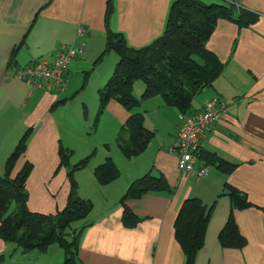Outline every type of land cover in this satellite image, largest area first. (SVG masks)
<instances>
[{
    "label": "crops",
    "instance_id": "1",
    "mask_svg": "<svg viewBox=\"0 0 264 264\" xmlns=\"http://www.w3.org/2000/svg\"><path fill=\"white\" fill-rule=\"evenodd\" d=\"M173 1L0 0V174L18 140L32 128L27 149L15 163L11 177L29 161L27 207L55 213L65 205L70 190L67 168L59 166V146H83L79 159L70 162L76 164L90 156L88 164L74 172L77 195L93 203L86 218L89 225L79 238V264H186L175 239L174 220L187 198H198L211 207L204 243L193 264H264V0H236L256 14L250 25L217 20L206 48L224 67L210 86L193 97L189 110H203L205 101L213 97L225 103L226 109L203 136L201 149L234 164L230 173L216 165L200 178L179 172L177 154L171 150L177 138L179 111L165 105L160 96L136 110L143 114L145 127L154 132L141 154L127 158L117 144L107 143L115 140L129 116L115 100L101 112L103 143L96 144L86 135L90 106L95 114L98 90L117 62L114 52L102 55L107 29L122 33L132 47L147 45L163 32ZM80 45L82 52L67 66L62 92L32 87L9 74L36 60H52L63 47ZM143 88H137L135 97H140ZM107 157L117 165L120 175L101 185L93 170ZM202 163L199 160L197 165ZM149 171L162 175L171 190L127 199V207L142 218L127 227L122 223L119 201L132 182ZM226 185L245 194L250 206L233 209L229 196L220 195ZM230 213L246 240L241 248H225L219 242V232ZM0 255H4L5 264H61L64 258L57 244L44 253L23 252L1 238Z\"/></svg>",
    "mask_w": 264,
    "mask_h": 264
},
{
    "label": "trees",
    "instance_id": "2",
    "mask_svg": "<svg viewBox=\"0 0 264 264\" xmlns=\"http://www.w3.org/2000/svg\"><path fill=\"white\" fill-rule=\"evenodd\" d=\"M109 9L110 3L108 12ZM256 18V14L236 0H227L225 4L174 0L163 32L147 45L132 47L122 33L107 29L102 55L114 52L117 62L104 87L98 90V114L110 100H115L129 112L116 136V143L125 157L141 154L154 137V132L144 125L143 114L136 111L142 103L160 96L165 105L176 108L179 113H189L193 97L221 74L223 62L206 48L217 20L231 19L239 26H247L254 23ZM136 81H142L144 86L139 98L132 92ZM31 132L32 128H28L18 140L0 174V238L23 252L36 250L44 253L50 245L57 244L64 254L61 264H79V238L89 225L86 218L93 209V203L77 195L74 172L84 168L90 156L71 164L70 151L60 145L59 166L67 168L70 184L66 203L55 213L31 211L26 203L28 194L25 184L32 164L26 161L17 174L11 177L15 163L27 149ZM199 160L209 166L216 165L224 173H230L235 167L213 153H203L202 149L199 151ZM93 174L97 182L104 185L117 179L120 171L114 161L107 157L94 168ZM170 190V185L162 175L155 176L149 171L137 178L119 201L123 206V225L132 227L142 219L127 207V199ZM220 195L229 196L233 209L250 206L247 196L230 185H226ZM13 204L15 208L11 209ZM210 213L211 207L207 208L198 198H187L176 215L174 235L185 255L186 264L194 263L197 252L203 246ZM218 238L225 248H241L245 245L246 240L240 234L232 213ZM0 264H5L4 255H0Z\"/></svg>",
    "mask_w": 264,
    "mask_h": 264
},
{
    "label": "built area",
    "instance_id": "3",
    "mask_svg": "<svg viewBox=\"0 0 264 264\" xmlns=\"http://www.w3.org/2000/svg\"><path fill=\"white\" fill-rule=\"evenodd\" d=\"M82 31L81 27L77 30L79 34ZM82 50V45L77 48L66 46L59 50L52 60H36L25 67L9 72V74L32 87L62 92L66 87L67 66ZM225 109L226 105L223 100L213 97L205 101L201 111L179 113L177 138L173 142L171 150L177 154V168L180 173H190L197 178L206 175L210 166L205 163L197 165L201 140Z\"/></svg>",
    "mask_w": 264,
    "mask_h": 264
},
{
    "label": "rangeland",
    "instance_id": "4",
    "mask_svg": "<svg viewBox=\"0 0 264 264\" xmlns=\"http://www.w3.org/2000/svg\"><path fill=\"white\" fill-rule=\"evenodd\" d=\"M143 86V82L142 81H136L133 85V95L135 96L136 94V90L137 88ZM144 87V86H143ZM87 91H85L84 94H86ZM93 108H91L90 106V114H92L91 116V119H90V124H89V128L87 129V137H88V140L90 141H95L96 144H102V140L101 139L104 135H105V130H104V120H103V117L101 118V115L102 113H99L98 114V111L93 114ZM92 110V112H91ZM120 129L119 128V131L118 133L120 132ZM108 144H117L116 143V138L115 140L111 141V142H107ZM64 147V146H63ZM68 150L70 151V162L74 163L75 161H77L79 159V157L81 156L82 154V151H83V146H75L74 149L72 148H68ZM15 208V205L13 204L11 206V209H14Z\"/></svg>",
    "mask_w": 264,
    "mask_h": 264
}]
</instances>
